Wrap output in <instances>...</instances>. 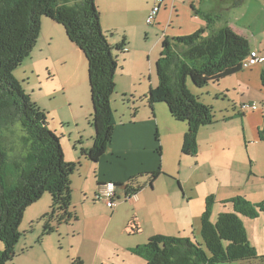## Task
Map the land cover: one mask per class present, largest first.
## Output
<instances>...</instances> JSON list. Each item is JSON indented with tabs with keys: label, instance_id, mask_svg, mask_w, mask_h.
<instances>
[{
	"label": "trees",
	"instance_id": "16d2710c",
	"mask_svg": "<svg viewBox=\"0 0 264 264\" xmlns=\"http://www.w3.org/2000/svg\"><path fill=\"white\" fill-rule=\"evenodd\" d=\"M244 0H232L240 7ZM214 26L217 22L204 14ZM47 18L60 25L67 39L85 56L92 104L93 145L83 155L97 162L110 145L115 118L111 96L115 90L116 55L126 52L123 39L115 46L108 43L102 31L94 0H0V264L14 258V247L20 238L23 214L43 194L51 196L50 218L69 223L73 218L70 176L74 163L65 161L60 139L48 130L45 118L13 78V71L29 56L41 32V20ZM210 28V27H208ZM248 40L228 26L213 29L205 35L195 33L164 38L156 62L158 84L145 96L152 108L167 106L170 116L187 125L181 153L197 155V134L201 127L215 123L211 107L198 102L186 86L189 78L195 87L217 83L243 70L241 63L250 54ZM264 88V72L260 76ZM263 124L258 138L264 142ZM156 155L160 156L155 134ZM160 174L153 172L149 186ZM132 194H137L130 188ZM231 209L220 212L214 223L211 213L215 197L205 199L200 219V241L188 237L156 235L131 253L145 264H224L254 260L258 255L247 239L240 217L255 219L264 215V200L251 203L238 196L226 201ZM75 218V217H74ZM46 234L51 233L48 228ZM81 264L80 260L77 263Z\"/></svg>",
	"mask_w": 264,
	"mask_h": 264
},
{
	"label": "rangeland",
	"instance_id": "374dc122",
	"mask_svg": "<svg viewBox=\"0 0 264 264\" xmlns=\"http://www.w3.org/2000/svg\"><path fill=\"white\" fill-rule=\"evenodd\" d=\"M231 1L227 0L229 4ZM227 2L205 0L202 9L199 2L196 4L190 2L189 6L193 8V19L199 24L202 20L205 25L203 30L212 26L203 17L204 14H208L213 22L217 20L221 26L227 23V25L236 27L244 34L249 46L264 58V0H250L243 7L236 9L230 7ZM46 21L50 23L46 24L49 26L45 28L46 31L53 27L56 31L58 29L60 33L63 32L66 37L64 29L60 25H54L51 20ZM125 43L127 42L125 41ZM46 45V36L40 34L29 56L13 71L12 75L30 101L42 111L48 130L60 139L65 161L74 163L76 166L79 163L74 161L84 153L83 149L88 148L86 149L88 151L93 145L94 130L91 125L92 104L88 76L84 88L79 91L77 87H74V81L68 82L69 73L67 71L72 63L67 60V64L64 65V62L60 60L62 56L55 55V53L50 55ZM152 58L155 57L152 55ZM117 65L116 74L117 72L118 74L117 76L115 74L116 78L114 77L115 90L111 99L113 113L117 120L129 122L132 118L143 117L150 113L152 115L154 112L159 119L162 118V130H165V133L162 132V136L156 131V128L154 131L157 134L160 147V163L164 153L165 175L160 173L151 187L149 180L152 173L139 175L136 181L127 184L125 190L130 188L137 194L146 191L145 194H142L144 195V207L142 206L141 214L148 225L152 222V207L155 205V199L160 202L166 192L170 191L169 188H172L175 195L177 194L180 198L185 194V198L190 201L191 209L198 211V214L201 212V215L204 211L205 199L208 196H214L215 204L211 213V222L214 223L216 216L222 212L220 211L222 205L216 204L218 190H220V196L221 194L231 196L225 197L226 200L241 196L236 194L245 188L241 186L242 182L239 179L241 175L245 177L243 170L249 171L247 178L253 179V172L262 168L260 161H258V167L254 166V163L252 164L255 170L249 165V154H251L249 151L254 154L253 151L257 145L254 142V137L250 131L241 128L240 120H236L227 128L225 141L230 147V152L223 153L221 160L207 166L200 156L197 166L194 163V158H181L174 136L168 135V129L171 127L167 125L166 121L171 118L167 106L164 103H157L153 108H150L145 97L150 87L155 88L158 84L156 63L145 69L144 74L136 72L132 75L119 72L122 67L121 58H118ZM253 70V68L241 70L217 83H208L199 88L195 87L188 78L186 86L198 102L212 108L217 121L226 114L232 113L233 105H237L239 108L242 103H251L248 99L256 98L260 90L264 91L260 73L256 74L249 87L244 89L245 84L242 83V80ZM149 76L152 79L151 82ZM238 85L241 86L240 89ZM66 91L67 93H65ZM68 101L71 104L70 107ZM77 126L79 128L78 137H82L79 141L75 135ZM80 141L81 145H79ZM85 157L87 158L86 155ZM80 171V168L77 167L74 170L75 173L73 172L74 175L70 176V181L73 184L71 185L70 213L73 216L71 221L59 224L56 222V216L50 218L51 196L48 193L43 194L41 199L35 205L28 207L23 214L19 227L21 236L14 247L15 256L8 264H73L77 263L78 258H84L90 263L94 257L99 260L101 257L114 255L116 251H119L118 246L131 241L132 238L128 235V231L126 233L127 225L121 221L123 217L131 218L132 210L129 205L131 202L119 200L118 206H122H120L122 212L118 218H113L110 221L108 219L110 210L94 195L88 197L91 204H84L79 189L83 179ZM255 180L257 178L253 181ZM85 187H91L90 181L86 183ZM119 190L121 191V189ZM134 195L136 197V194ZM125 209L129 213H126ZM259 217L255 219L240 217V220L248 237L253 235L257 238L258 236L254 249L257 250L256 253L261 254L264 253V215ZM45 228L50 229L51 233H43ZM197 238L200 241V234L197 235ZM2 250L3 244L0 242V252Z\"/></svg>",
	"mask_w": 264,
	"mask_h": 264
},
{
	"label": "crops",
	"instance_id": "0c3cea01",
	"mask_svg": "<svg viewBox=\"0 0 264 264\" xmlns=\"http://www.w3.org/2000/svg\"><path fill=\"white\" fill-rule=\"evenodd\" d=\"M94 1L99 12L101 28L107 37L108 43L112 46L114 44L117 45L123 39L127 42V51L124 54L117 55V57L121 58L122 65L119 72L128 73L129 75L136 72L144 74L145 69L157 62L161 51V43L164 38L172 39L188 36L205 27L202 20L201 24H199L193 19V8L189 6L190 2L193 4L199 2V6H201L202 9L205 5V0L168 1L161 7L151 25L146 24V17L153 5V0ZM219 1L221 3H224L225 1L227 2V0ZM248 1L250 0H244L240 7H243ZM229 6L232 7L231 4H229ZM135 9H137V12H135ZM234 9H236V7ZM46 20L49 19L42 18L41 20L40 34L46 36L47 51L50 55L52 53H55V55H61L62 57L60 60L64 62V65H66L67 62L72 63V66H69L67 71L69 73L68 82L70 81L69 83H71V81H74V87H77L80 91V89L82 90L84 88L88 76L85 56L67 39V37H65V35H63V32L60 33L58 29L56 31L53 27L46 31L45 28L49 27L46 24H50ZM52 23L56 25V23ZM224 26H228L234 32L244 37V34L237 30L236 27L229 24L227 25V23L221 26L219 22L210 28L206 27L205 35L209 34L213 29L216 30ZM250 48L252 51H255L251 46ZM152 55L155 58H152ZM251 68L254 70L242 80V83L245 84L243 86L244 89L249 87L256 74L258 75V73H260L261 75V73L264 72V62ZM149 80L150 82L152 80L150 76ZM238 86L240 89L241 86ZM65 93H67V91ZM248 101L257 103V109L254 111H241L240 108H237V105H233L232 113L226 114L223 118L217 121L214 118L215 123L201 127L197 134V155L191 158H194V163L197 166L200 156L201 159H204L203 163L207 166L215 161L221 160L223 153L230 152V147L225 141L227 128H229L228 126L232 124V122L240 120L241 128L250 131L254 137V142L257 144L256 149L253 151L254 154L249 151L251 153L249 154V165L255 170L253 165L258 167V161H260L262 168H258L257 172H253V179H249V177L247 178L249 171L245 169L243 170L245 177L244 175H241L239 179L242 182L241 186H244L245 188L242 192H238L236 195L243 196L251 203H258L264 200V142H261L258 138V130L263 124L264 91L260 90L256 98L252 97L248 99ZM67 103L70 107L71 104L69 101ZM114 118L115 127L112 142L103 156L97 162H92L81 154L80 157L74 161L79 163L77 167L80 168V172L83 176L79 189L83 196L84 204H91L88 197L90 198L94 195L96 198L99 185L106 181L115 182L118 184V188L124 192L126 191L125 187L127 184L136 181L137 176L139 175L141 176L142 174L153 173L156 171H160V173L165 175L164 153L162 154V160L160 163L159 158L155 153L156 141L154 136L155 128L161 136L162 132L165 133V130H162L161 126L162 118L159 119L154 112H152V115L150 113L143 117L132 118L129 122L117 120L115 114ZM170 118L172 122L169 119L166 121L167 125L171 127L168 129V135L174 136L178 153L181 158H190V156L181 153L182 141L187 132V125L184 122L177 123V121L171 116ZM92 130H94L93 127ZM75 135H77L76 137L79 135L78 126L76 127ZM81 139L82 137H78L77 141ZM160 142L162 146V139ZM79 145H81V141ZM86 149L88 148L83 150L86 151ZM255 160L256 162H254ZM74 173L72 175H74ZM255 178H257V180L253 181ZM88 181L91 183L90 188L85 187ZM154 181L153 183H155ZM71 185L73 184L71 183ZM169 190L170 191L166 192V195L160 202L155 199V205L152 207V222L149 225L146 224L144 217L141 214L142 208L144 207V195L142 194H145L146 191L136 194L135 200L129 204L130 210H132L131 218L123 217V219H121V221H124L127 225L126 233L128 231V235L132 238L131 241L122 246H118L119 251H116L114 255L101 257L99 260L97 257H94L93 261L90 263L85 261L84 258H78V260L81 261V264H145V261L142 258L132 254L130 250L136 246L144 245L149 238L156 235L188 237L199 241L197 235L200 232L201 212L198 214V211L196 212L191 209L190 201L185 198V194H183V196L181 195L182 197L180 198L177 194L175 195L172 188H169ZM225 197L231 196H223V194L220 196V190H218L216 204L219 203L222 205L220 206V211L222 212H228L231 209L229 204H226L225 206L223 205L222 201H226L227 199ZM120 206H117V210L115 209V211L108 209L110 210L108 211V219L110 221L113 218H118L120 212H122ZM124 211L129 213L126 209ZM259 216V218H261L263 215L261 214ZM247 239L249 244L256 248L258 236L257 238L253 235L251 237L247 236ZM257 255V259L241 261L240 263L264 264V253L260 254L257 252Z\"/></svg>",
	"mask_w": 264,
	"mask_h": 264
},
{
	"label": "built area",
	"instance_id": "2783aa9c",
	"mask_svg": "<svg viewBox=\"0 0 264 264\" xmlns=\"http://www.w3.org/2000/svg\"><path fill=\"white\" fill-rule=\"evenodd\" d=\"M168 1L174 0H153V5L146 17L147 25L153 24L159 10ZM263 62L264 58L257 51H251L241 63V68L246 70ZM239 108L241 111H254L257 109V103H244L241 104ZM96 198L101 200L107 209L112 210L118 206L119 200L123 202H132L135 200V195L126 191H120L118 184L113 181H106L99 185Z\"/></svg>",
	"mask_w": 264,
	"mask_h": 264
}]
</instances>
